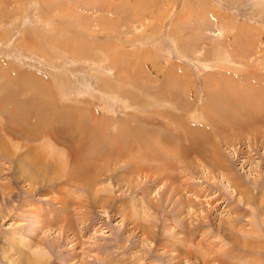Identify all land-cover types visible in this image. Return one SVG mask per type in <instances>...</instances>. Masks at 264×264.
I'll use <instances>...</instances> for the list:
<instances>
[{"label":"rangeland","instance_id":"1","mask_svg":"<svg viewBox=\"0 0 264 264\" xmlns=\"http://www.w3.org/2000/svg\"><path fill=\"white\" fill-rule=\"evenodd\" d=\"M44 101L87 117L96 130L57 125L92 148L75 163L45 130L0 123V264H264V0H0V122ZM144 130L173 144L138 155ZM188 132L205 160L183 155Z\"/></svg>","mask_w":264,"mask_h":264},{"label":"bare ground","instance_id":"2","mask_svg":"<svg viewBox=\"0 0 264 264\" xmlns=\"http://www.w3.org/2000/svg\"><path fill=\"white\" fill-rule=\"evenodd\" d=\"M124 51V50H123ZM94 57V56H93ZM87 58V57H86ZM243 67V66H242ZM220 71V70H219ZM225 71V70H224ZM16 72V71H15ZM236 72V71H235ZM215 73V72H214ZM231 72H229V74H230ZM219 74V73H218ZM240 74V73H239ZM252 74V73H251ZM262 74V73H261ZM177 75V74H176ZM182 75V74H181ZM226 75V74H225ZM224 75V76H225ZM228 75V74H227ZM233 75H234V73H233ZM236 75V74H235ZM243 75V74H242ZM260 75V74H259ZM178 76V75H177ZM15 77V76H14ZM223 77V76H222ZM262 77H263V75H262ZM175 78V77H174ZM173 78V79H174ZM235 78V77H234ZM233 78V79H234ZM129 79H130V77H129ZM220 79V78H219ZM233 79H232V83H233ZM12 80V79H11ZM16 80V79H15ZM18 80V79H17ZM23 80V79H22ZM131 80V79H130ZM13 81H14V79H13ZM21 81V80H20ZM221 81V80H220ZM224 81V80H223ZM228 81V80H227ZM229 81H230V79H229ZM222 82V81H221ZM231 82V81H230ZM261 82V81H260ZM16 83V82H15ZM135 83V82H134ZM218 83V82H217ZM225 83V82H224ZM259 83V82H258ZM145 84V83H144ZM228 84V83H227ZM141 85V84H140ZM222 85H224V84H222ZM173 86V85H172ZM174 86H176V85H174ZM217 86V89H218V85H216ZM226 86V85H225ZM18 87V86H17ZM20 87V86H19ZM23 87V86H22ZM25 87V86H24ZM139 87V86H138ZM144 86H142V88H143ZM147 88V87H146ZM221 88L223 89V87L221 86ZM20 89V88H19ZM173 89H175V88H173ZM233 89V88H232ZM177 90V89H176ZM224 90V89H223ZM149 91V90H148ZM154 91V90H153ZM219 91V90H218ZM221 91V90H220ZM229 91V90H228ZM145 92V91H144ZM151 92V91H150ZM152 93V92H151ZM156 93V92H155ZM255 93V90H253L252 89V93H251V95L252 94H254ZM173 94V93H172ZM222 94V93H221ZM224 94V93H223ZM147 95V94H146ZM231 93L228 95L227 94V92H226V94L225 95H223L222 97H220V102L222 103L223 102V100H224V103H226V104H231L230 103V101H229V99H231ZM13 97H15V96H13ZM233 97H235V96H233ZM177 98V97H176ZM175 98V99H176ZM8 99H9V97H8ZM179 99H180V97H179ZM13 100V99H12ZM11 100V101H12ZM14 100H15V98H14ZM169 100V99H168ZM178 100V99H177ZM236 100H238V99H236ZM2 101V100H1ZM6 101V100H5ZM233 100H231V102H232ZM235 101V100H234ZM3 102V101H2ZM9 102V101H8ZM15 102V101H14ZM17 102V101H16ZM141 102H143V101H141ZM147 102V101H146ZM157 102V101H156ZM174 102V101H173ZM172 102V103H173ZM180 102V101H179ZM178 102V103H179ZM6 103H7V101H6ZM6 103H4V105L6 104ZM11 103V102H10ZM9 103V104H10ZM13 103V102H12ZM145 103V102H144ZM158 103V102H157ZM178 103H176V105L178 104ZM237 103H239V101L237 102ZM14 104H16V103H14ZM174 104V103H173ZM208 104V103H207ZM234 104H235V102H234ZM253 104V102H251V103H248L247 105H243L242 107L243 108H241L239 105H238V107H239V109H249V107L250 106H253L252 105ZM2 105V104H1ZM7 105V104H6ZM134 105V104H133ZM150 105V104H149ZM160 105V104H159ZM233 105V104H232ZM231 105V106H232ZM235 105H237V104H235ZM257 105H260V104H258L257 103ZM256 104H255V106H257ZM8 106V105H7ZM11 106H13V105H11ZM146 106V105H145ZM148 106V105H147ZM147 106L145 107V108H147ZM164 106V105H163ZM174 106V105H173ZM261 106V105H260ZM260 106H259V108H260ZM2 107V106H1ZM15 107V106H14ZM13 107V108H14ZM16 107H18L19 108V105H17ZM131 107V106H130ZM141 107V106H140ZM140 107H138V109H141ZM144 107V106H143ZM142 107V110H144V108ZM172 107V106H171ZM179 107H180V105H179ZM210 107V106H209ZM208 107V108H209ZM234 107H236V106H234ZM238 107H236V108H238ZM262 107V106H261ZM5 108H7V107H5ZM183 108V107H182ZM207 108V107H206ZM8 109V108H7ZM46 109H47V102H43L42 104H41V109H40V111L38 112L37 111V116L36 115H32V114H34L33 112L31 113V114H23V113H21L20 115H16L15 113V110L16 109H11L10 111H12L11 112V114H8L7 113V115L8 116H6V118H4L3 120H4V122H0V123H2V125H5L6 126V128H5V130L7 131V132H13L14 130H15V133H13V135L12 134H8V133H6V134H8V135H10V136H13L14 138H23V137H25L24 135H22V137L21 136H19L18 134H19V132L14 128V126L12 127V126H9V125H7V122H9L10 124H12V123H14L13 125H18V130H20V131H22V132H24L25 134H26V136H27V138H30V137H32V136H34V135H37V133L36 132H38V130L39 131H44V132H46L50 137H51V139H53L56 143H59V144H63L67 149H68V151H69V153L71 152L72 154H74V155H72L71 153H70V156L72 157V160L75 162V160H76V162L75 163H78V160H79V158H80V153H81V151H83L84 149H83V147H85V145H87V144H85V143H87V142H83L84 143V145H83V143H82V146H81V144H78L77 145V143H76V147H78V148H76L74 151H73V146L71 145V143H70V141L68 140V139H66V137H67V135L64 137V132L62 133V129L61 128H64L63 126L61 127H59L58 125H57V123L60 121V120H62V119H66L65 121L67 122V125L69 126L70 125V128H68V127H66L65 128V130H67L68 131V133L70 132V134L71 133H77V132H82V131H85L86 130V124L88 125V123L86 122L85 123V121H84V118L85 119H87V117H84V116H82L81 114H79L78 113V111H74L73 109V111H71V112H69V113H64V114H57V113H55V114H53V116H52V114H46ZM151 109V108H150ZM159 109H160V107H159ZM237 110V111H242V110ZM252 109V108H251ZM9 110V109H8ZM7 110V112H10V111H8ZM172 110V109H171ZM180 110H182V109H180ZM180 110H179V112H180ZM212 110L213 109H211V112H212ZM250 110V109H249ZM254 110V112L256 111L255 109H253ZM1 111V110H0ZM88 111H89V109H88ZM111 111V110H110ZM134 111V110H133ZM146 111V110H145ZM145 111H143V113L145 112ZM148 111V110H147ZM214 111V110H213ZM131 112V111H130ZM226 112V111H225ZM230 113H231V111H229ZM228 112V113H229ZM259 112H264V108H260L259 109ZM3 113V112H2ZM2 113H0V114H2ZM73 113H75L74 114V116H72L73 115ZM127 113V112H126ZM146 113H148V112H146ZM153 113H154V111H153ZM178 113V112H177ZM213 113V112H212ZM89 114H92V113H90L89 112ZM93 114H95V113H93ZM129 114V113H128ZM150 114V113H149ZM215 114V113H214ZM220 114V113H219ZM32 115V116H31ZM70 115V116H69ZM95 115H98V113L97 114H95ZM100 115V114H99ZM98 115V116H99ZM131 115V114H130ZM140 115V114H139ZM143 115V114H142ZM142 115H140V116H142ZM147 115V114H146ZM145 115V116H146ZM151 115V114H150ZM154 115V114H153ZM179 115V114H178ZM247 115H248V113H247ZM246 115V116H247ZM2 117H3V115H1ZM4 116V117H5ZM128 117H129V115H127ZM139 116V117H140ZM180 116V115H179ZM212 116V115H211ZM261 116V115H260ZM100 117H102V116H100ZM135 116L133 115V117L132 118H134ZM154 117V116H153ZM165 117H167V116H165ZM168 118V117H167ZM177 118V117H176ZM239 118V117H238ZM254 118V117H253ZM261 118V117H260ZM89 119V118H88ZM98 119V118H97ZM124 119H126V118H124ZM150 119V118H149ZM159 119V118H158ZM170 119V118H169ZM241 119V118H240ZM262 119V118H261ZM3 120H1V121H3ZM92 120H93V118H92ZM92 120H91V123L92 124H94V122H92ZM108 120V119H107ZM164 120V119H163ZM179 120V119H178ZM182 120V119H181ZM232 120V119H231ZM248 120V119H247ZM254 120L256 121L257 119H255L254 118ZM11 121V122H10ZM104 121V123H105V120H103ZM111 121V120H110ZM120 121V120H119ZM129 121V120H128ZM139 121H141L140 119H139ZM145 121V123H146V120H144ZM143 121V122H144ZM152 121V120H151ZM150 121V122H151ZM159 121H160V119H159ZM180 121V120H179ZM234 121V120H233ZM21 122V123H20ZM97 122V121H96ZM95 122V124L96 125H99L98 123H96ZM118 121H116V123H117ZM134 123L136 122L135 121V119H134V121H133ZM229 122V121H228ZM231 122V121H230ZM236 122H237V120H236ZM106 123H107V121H106ZM122 123V122H121ZM124 123V122H123ZM129 123H130V121H129ZM131 123H132V121H131ZM137 124H138V122H136ZM140 123V122H139ZM148 123V122H147ZM154 123V121L153 122H151V123H148L149 125L148 126H150V125H152ZM155 123H156V120H155ZM164 123V122H163ZM224 123V122H223ZM25 124V125H24ZM109 124V123H108ZM113 124L115 125V123L113 122ZM128 124V123H127ZM127 124H126V127H127ZM136 124V125H137ZM165 124V123H164ZM179 124H180V122H179ZM225 124V123H224ZM223 124V125H224ZM232 124V123H231ZM251 124V123H250ZM1 125V124H0ZM111 125V124H110ZM123 125V124H122ZM125 125V124H124ZM135 125V126H136ZM139 125H141V124H139ZM146 125V124H145ZM157 125V124H156ZM160 125H162L161 123H160ZM168 125V124H167ZM181 126H179V127H183V124H180ZM226 125H228V124H226ZM247 125H248V123H247ZM252 125V124H251ZM257 125V124H256ZM9 126V127H8ZM23 126V127H22ZM64 126H65V124H64ZM89 126V130L92 128V126L93 125H91V124H89L88 125ZM95 126V125H94ZM94 126H93V129L92 130H96L95 128H94ZM106 126H107V124H106ZM105 125H104V127H106ZM118 126V125H117ZM143 126V125H142ZM147 126V129L149 128ZM158 126V125H157ZM243 126V125H242ZM34 127L36 128V130L34 131ZM100 127H102V124H101V126ZM104 127H103V129H104ZM109 127V126H108ZM111 127V126H110ZM116 127V126H115ZM121 127V125L118 127V128H120ZM138 127V126H137ZM137 127H136V129H137ZM145 127V126H144ZM163 127V126H162ZM164 127H166V126H164ZM177 127V126H176ZM230 127V126H229ZM245 127H247V126H245ZM249 127H250V125H249ZM99 128V127H98ZM117 128V129H118ZM131 127H130V125H129V129H130ZM133 128H135V127H133ZM143 128V127H142ZM153 128V127H152ZM167 128V127H166ZM170 128V127H169ZM61 129V130H60ZM101 129V128H100ZM108 129V128H107ZM110 129V128H109ZM132 129V128H131ZM144 129V128H143ZM151 129V128H150ZM154 129V128H153ZM159 129V128H158ZM161 129V128H160ZM163 129V131H164V128H162ZM194 129V128H193ZM192 129V130H193ZM231 129H232V127H231ZM251 129V128H250ZM88 130V129H87ZM105 130H106V128H105ZM125 130V129H124ZM173 130V129H172ZM178 130V129H177ZM177 130H175L176 132H177ZM181 130H182V128H181ZM191 130V129H190ZM191 130V131H192ZM248 130V129H247ZM98 131V130H97ZM96 131V132H97ZM107 131V130H106ZM115 131V130H114ZM127 130H125L124 132L125 133H128V132H131V130H129V131H127ZM157 131V130H156ZM161 131V130H160ZM175 131H174V133H175ZM256 131V130H255ZM87 132V131H86ZM89 132V134H90V131H88ZM101 132V131H100ZM102 132H103V130H102ZM108 132H109V130H108ZM134 133H136V131H135V129H134V131H133ZM144 132H145V130H144ZM143 131L142 132H140L139 131V135L138 134H136V136H137V139H138V142H139V150L140 151H138V155H140V154H146V155H148L149 156V158L151 157L152 158V155H154V154H161L162 153V156L164 155L163 154V152H161L160 153V151H161V148L163 147V146H165L166 144H173V142H171V138L170 137H163V136H160V137H155L156 138V140H155V142H153L152 143V139L150 138V136L149 135H146L147 133H149V132H145L144 133ZM150 132H152V131H150ZM153 132H155L154 130H153ZM152 132V133H153ZM157 132H159V131H157ZM157 132H155V133H157ZM167 132H168V130H167ZM206 132V131H205ZM95 133V132H94ZM106 133V132H105ZM113 133V132H112ZM161 133V132H160ZM173 133V132H172ZM173 133V134H174ZM189 133V132H188ZM254 133V132H253ZM15 134H17V135H15ZM81 134L82 133H80V137H81ZM96 134V133H95ZM117 134V133H116ZM120 134V133H119ZM129 134V133H128ZM128 134H122V137L124 138V136L123 135H128ZM177 134V133H176ZM181 134V135H180ZM179 134V130H178V135H180V136H174L175 138H177V139H183L184 138V136L182 135V132ZM183 134H185V133H183ZM206 134V133H205ZM208 134H209V132H208ZM208 134H206V135H208ZM84 135V134H83ZM83 135H82V137H83ZM88 135V134H87ZM94 135V134H93ZM96 135H98V136H96L97 137V139L95 138V136H94V139H96L97 140V144H98V141H100V140H102L105 136H104V132H103V135L100 133V135L99 134H96ZM112 134L110 133V136H111ZM115 135V134H114ZM118 135V134H117ZM130 135V134H129ZM131 135H132V132H131ZM156 135V134H155ZM158 135V134H157ZM259 135V134H258ZM46 136V135H45ZM44 136V137H45ZM104 136V137H103ZM113 136V135H112ZM133 136V135H132ZM153 136H154V133H153ZM153 136H152V138H153ZM181 136H183V137H181ZM71 137V136H70ZM69 137V138H70ZM82 137L80 138L81 140H82ZM91 137H92V134H91ZM126 137H128L129 138V136H126ZM131 137V136H130ZM209 137V136H208ZM213 137V136H212ZM0 138H1V135H0ZM132 138V137H131ZM87 139V138H86ZM93 139V138H92ZM93 139V140H94ZM105 139V138H104ZM112 139V138H111ZM211 139V138H210ZM209 139V140H210ZM214 139V138H213ZM4 140V139H3ZM85 140V139H84ZM84 140H82V141H84ZM107 140V139H106ZM129 140V139H128ZM136 140V139H135ZM188 140V141H187ZM212 140V139H211ZM88 141V140H87ZM108 141V140H107ZM117 142H119V138H118V140H116ZM130 141H131V139H130ZM185 142H187V144L188 145H186L185 147H186V151H184L183 152V155L184 156H187V155H195L196 157H198L197 155H201V153H202V158H200L201 159V161H203L202 159L205 157V156H208V154L206 153V152H202V151H199L200 149H202V147H200L199 145H201L202 144V142H204L203 140H199V138L197 137V136H195L194 134H187V138H186V140H184ZM91 142V143H90ZM90 142L88 141V143H90V144H92V142L93 141H91L90 140ZM96 142V141H95ZM117 142H113L115 145H118L117 144ZM0 143H2V142H0ZM111 143H112V141H111ZM110 143V141H108V144H111ZM112 143V144H113ZM122 143H124V141L122 142L121 141V146H123L122 145ZM125 143H127V142H125ZM96 144V143H95ZM99 144H100V142H99ZM104 145H105V143H103ZM111 144V145H112ZM113 144V145H114ZM1 145V144H0ZM4 145V144H3ZM75 145V144H74ZM114 145V147H117V146H115ZM127 145V144H126ZM129 145V144H128ZM72 146V147H71ZM103 146V145H102ZM120 146V145H119ZM118 146V147H119ZM135 146V145H134ZM216 146H218L217 145V143H216ZM1 147V146H0ZM19 147V146H18ZM88 147H89V145H88ZM109 148L111 147V146H108ZM117 147V148H118ZM125 147V146H124ZM137 147V146H136ZM166 147H167V145H166ZM170 147V146H169ZM173 147V146H172ZM79 148H82L83 150H79ZM92 148V146H90L88 149H91ZM109 148H107V150L109 149ZM113 148V147H112ZM121 148V147H120ZM132 148V147H131ZM85 149H87L86 147H85ZM87 149V150H88ZM111 149V148H110ZM163 149H165V148H163ZM175 149V148H174ZM7 150H9V149H3V148H0V154H2V156H5L7 159H13V155L11 154V153H9V151H7ZM124 150V149H123ZM130 150V149H129ZM133 150V149H132ZM185 150V149H184ZM77 151H78V154H76L77 153ZM80 151V152H79ZM119 151V150H118ZM215 151V150H214ZM216 151H218L219 153L218 154H220V152L221 151H219V150H216ZM86 151H84V153H85ZM108 152V151H107ZM124 152V151H123ZM68 153V154H69ZM83 152H82V154H84ZM106 153V152H105ZM104 152H103V155L105 154ZM113 153H114V151H113ZM125 153L127 154V153H132V152H128V151H125ZM89 154V153H88ZM118 154V153H117ZM116 154V155H117ZM135 154L136 153H134L133 154V156H135ZM142 154V155H143ZM1 156V155H0ZM88 156V155H87ZM112 156V155H111ZM119 156V155H118ZM156 155H154V157H155ZM161 156V155H160ZM161 156V157H162ZM126 157V156H125ZM129 157H130V155H129ZM139 157V156H138ZM153 157V158H154ZM200 157V156H199ZM209 157V156H208ZM220 157V156H219ZM20 158H21V154H19L18 156H17V160H20ZM33 158V157H32ZM68 158V157H67ZM106 158H107V155H106ZM110 156H109V161H110ZM119 158V157H118ZM136 158V157H135ZM139 158H141V157H139ZM145 158V157H144ZM152 158V159H153ZM188 158V157H187ZM75 159V160H74ZM85 159V158H84ZM134 159V158H133ZM22 160V159H21ZM103 160V159H102ZM119 160V159H118ZM144 160H147V159H144ZM204 160H205V158H204ZM113 161V160H112ZM150 161V160H149ZM143 162V161H142ZM210 163V164H208V165H210L211 167H214V168H217L218 166H221L222 168H224L225 170H227V167H226V165H222V164H220L218 161H213V162H210V160H207L206 161V163ZM18 163V162H17ZM35 163V162H34ZM205 163V162H204ZM137 164V163H136ZM135 164V165H136ZM146 164V163H145ZM77 165V164H76ZM75 164H74V166H76ZM132 165V164H131ZM57 166V165H56ZM143 166V165H142ZM32 167H34L33 165H32ZM205 167V166H204ZM72 169H73V167H72ZM46 170V169H45ZM47 171V170H46ZM58 171H59V169H58ZM44 172V171H43ZM52 173H53V171H52ZM51 173V174H52ZM56 173H58L57 172V170L55 171V174ZM62 172H60V174H61ZM227 173V172H226ZM21 174V176H24V178L27 176L23 171L20 173ZM27 174H29V173H27ZM82 174L83 173H81V176H82ZM227 174H229V173H227ZM227 174H225V176L227 175ZM26 175V176H25ZM76 175V173L73 175L71 172H69V173H65L63 176L65 177H67L68 178V180L69 179H71V178H73L74 176ZM29 176H30V174H29ZM84 176V175H83ZM91 176V175H90ZM89 176V177H90ZM94 175H92L91 177H93ZM152 176V175H151ZM229 176H230V174H229ZM78 178H79V176H77ZM87 177V176H86ZM86 177H82L83 179L84 178H86ZM152 177H154V176H152ZM53 178H55V177H53ZM57 178V177H56ZM77 178V180H79ZM82 178H80V179H82ZM226 178L228 179V181L230 182L231 180H232V178L231 177H227L226 176ZM75 179V178H74ZM151 179H153V178H151ZM73 180V179H72ZM49 181L51 182V179H49ZM76 181V180H75ZM234 182V181H233ZM87 183V182H86ZM231 185H233V184H231ZM235 185V184H234ZM260 187V186H259ZM261 187H263V186H261ZM257 187H255L254 189H256ZM260 189H262V188H260ZM108 190V189H107ZM261 191V190H260ZM263 193V192H262ZM250 199V198H249ZM248 202H250V200H247ZM189 202H191V201H189ZM192 203V202H191ZM63 204V203H62ZM262 208V205L260 204L259 206H258V209H261ZM200 224L201 223H199L197 226H195V227H190V228H188V229H190V231H192V232H194V231H197V229H199L200 228Z\"/></svg>","mask_w":264,"mask_h":264}]
</instances>
